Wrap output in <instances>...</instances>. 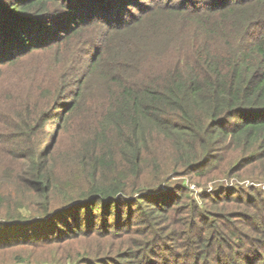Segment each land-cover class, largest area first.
Here are the masks:
<instances>
[{"label": "trees", "instance_id": "obj_1", "mask_svg": "<svg viewBox=\"0 0 264 264\" xmlns=\"http://www.w3.org/2000/svg\"><path fill=\"white\" fill-rule=\"evenodd\" d=\"M221 177L264 183V0H0V264H264Z\"/></svg>", "mask_w": 264, "mask_h": 264}, {"label": "rangeland", "instance_id": "obj_2", "mask_svg": "<svg viewBox=\"0 0 264 264\" xmlns=\"http://www.w3.org/2000/svg\"><path fill=\"white\" fill-rule=\"evenodd\" d=\"M55 132L51 133L49 135V140L51 139V137L54 135ZM56 135V134H55ZM75 135L69 130L67 131L63 137L61 142L58 144V146L60 147L61 151H66L69 149V146L71 144V142L73 141V138ZM251 180H244V179H239V178H226V177H221L219 179H214L211 183L208 184V186L210 187L208 189V192H211L215 189L216 186L220 185L221 187H230V188H239V187H243V188H257V189H261L264 191V183H253L250 182ZM188 184L191 188V190H193V195L195 194V197H198L199 193L201 191H203L202 188H198V186L195 185H190L188 180H184V184ZM23 214L26 216L31 215V212L27 209H23L22 210ZM6 260H0V263L5 262Z\"/></svg>", "mask_w": 264, "mask_h": 264}]
</instances>
